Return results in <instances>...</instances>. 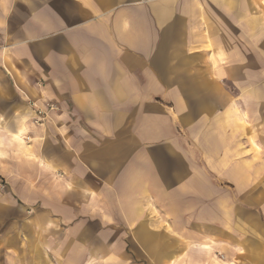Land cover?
Masks as SVG:
<instances>
[{
  "label": "crops",
  "instance_id": "crops-1",
  "mask_svg": "<svg viewBox=\"0 0 264 264\" xmlns=\"http://www.w3.org/2000/svg\"><path fill=\"white\" fill-rule=\"evenodd\" d=\"M215 251L264 264V0H0V264Z\"/></svg>",
  "mask_w": 264,
  "mask_h": 264
},
{
  "label": "rangeland",
  "instance_id": "rangeland-1",
  "mask_svg": "<svg viewBox=\"0 0 264 264\" xmlns=\"http://www.w3.org/2000/svg\"><path fill=\"white\" fill-rule=\"evenodd\" d=\"M208 217H209V215H208ZM209 231V230H208ZM212 234H210L211 235V237H209L208 239H206L205 240V242H206V244L208 245V246H210V242L211 241H214L215 240V238H214V233L213 232H211ZM202 241V240H201ZM212 245V244H211ZM213 246H215L214 244H213ZM214 248V247H213ZM216 252V254H215V256L212 254V255H208L207 256V262H208V264H210V263H212V262H214V261H216V262H218V252L217 251H215ZM217 258V259H216Z\"/></svg>",
  "mask_w": 264,
  "mask_h": 264
},
{
  "label": "built area",
  "instance_id": "built-area-1",
  "mask_svg": "<svg viewBox=\"0 0 264 264\" xmlns=\"http://www.w3.org/2000/svg\"><path fill=\"white\" fill-rule=\"evenodd\" d=\"M38 114H39V116H40V117H42V115H43V112H42V111H40ZM40 121H42V120H40Z\"/></svg>",
  "mask_w": 264,
  "mask_h": 264
}]
</instances>
